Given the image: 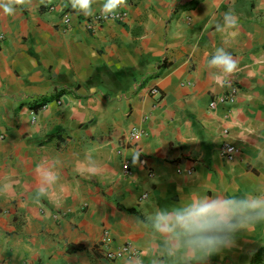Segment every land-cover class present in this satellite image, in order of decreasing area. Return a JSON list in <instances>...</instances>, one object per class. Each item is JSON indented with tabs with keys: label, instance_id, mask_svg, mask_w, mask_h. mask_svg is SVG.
<instances>
[{
	"label": "crops",
	"instance_id": "0c3cea01",
	"mask_svg": "<svg viewBox=\"0 0 264 264\" xmlns=\"http://www.w3.org/2000/svg\"><path fill=\"white\" fill-rule=\"evenodd\" d=\"M119 10L124 21L95 31L70 0L0 10V187L12 186L0 194V264H264V220L248 213L233 219L245 224L234 245L211 254L179 228L155 227L193 201L264 196V0H127ZM229 12L239 22L226 46L239 67L231 78L207 67ZM233 86L235 100L211 108ZM133 129L142 135L131 139ZM86 154L99 174L76 171ZM39 166L60 180L37 204ZM128 241L137 257L103 256Z\"/></svg>",
	"mask_w": 264,
	"mask_h": 264
},
{
	"label": "clouds",
	"instance_id": "9594fccd",
	"mask_svg": "<svg viewBox=\"0 0 264 264\" xmlns=\"http://www.w3.org/2000/svg\"><path fill=\"white\" fill-rule=\"evenodd\" d=\"M50 2L51 0H40L45 6ZM32 3L33 0H0V10L6 16H13L18 8L31 7ZM94 3L96 0H70L73 11L85 16L94 14ZM126 5L127 0H104L101 5L102 15L105 19L115 18L119 9ZM216 28L225 46L215 49L211 59L207 61V67L231 78L239 71V67L238 61L227 51L226 46L234 42L239 35L238 19L231 12L225 13L223 24H217ZM138 157L139 155H134V164ZM75 169L80 175L91 177L99 174L101 165L90 154H86L83 160L77 161ZM36 176L39 186L35 200L38 204L41 197L51 198L52 192L59 183L60 173L53 168L39 166L36 169ZM11 193L12 186L9 183H4L0 187V194L11 195ZM53 202L57 205L62 203L59 199ZM244 213L255 216L257 220H264V196L241 201L214 199L209 202L207 198L193 201L174 215L157 216L155 227L161 232H170L179 228L192 238V244L211 254L234 245L231 233L245 227V224L240 219L234 223L233 219Z\"/></svg>",
	"mask_w": 264,
	"mask_h": 264
},
{
	"label": "built area",
	"instance_id": "2783aa9c",
	"mask_svg": "<svg viewBox=\"0 0 264 264\" xmlns=\"http://www.w3.org/2000/svg\"><path fill=\"white\" fill-rule=\"evenodd\" d=\"M128 16V13L126 10H119L118 14L116 15L115 18H108L105 19L104 16L102 15L101 11H98L94 13L93 15L89 16L87 19H85V23L87 27L93 31L97 30L100 28L104 22L108 20H118L120 22L124 21ZM63 23L65 25L71 24V16L70 13L64 14L63 17ZM6 33L0 32V40H6L7 39ZM239 92V88L237 86H233V88L227 93V94H220L218 95L214 100L211 101L210 106L211 108H214L218 102H225V101H234L235 98L237 97V94ZM150 94L152 95H161V90L158 87H152L150 89ZM58 103H61V100L57 101ZM47 103H44L42 107H46ZM33 113V121L37 120V114H36V109L32 111ZM142 135V131L138 129H133L129 137L131 139H135L138 136ZM220 152L222 156H224L227 160H234L237 156L238 149L234 144L226 143L223 144L220 147ZM123 167H124V172L126 175H131L132 174V166L131 162L127 157L123 158ZM179 172H183L184 169L179 168ZM190 174L193 173V170L190 169L188 171ZM112 240V235L109 230H105L102 237H101V242L102 246H107V244ZM103 256L108 259V260H120L123 258H135L139 255L140 249L136 246V244L132 241H128L122 246L117 247L116 249H111L109 247L103 248Z\"/></svg>",
	"mask_w": 264,
	"mask_h": 264
},
{
	"label": "trees",
	"instance_id": "16d2710c",
	"mask_svg": "<svg viewBox=\"0 0 264 264\" xmlns=\"http://www.w3.org/2000/svg\"><path fill=\"white\" fill-rule=\"evenodd\" d=\"M37 105V104H36ZM37 107V106H36Z\"/></svg>",
	"mask_w": 264,
	"mask_h": 264
}]
</instances>
